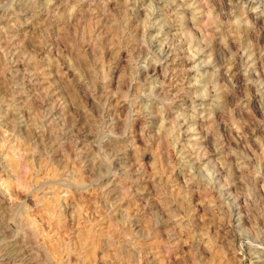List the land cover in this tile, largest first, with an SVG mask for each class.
<instances>
[{"label":"rangeland","instance_id":"1","mask_svg":"<svg viewBox=\"0 0 264 264\" xmlns=\"http://www.w3.org/2000/svg\"><path fill=\"white\" fill-rule=\"evenodd\" d=\"M0 45V264H264V0H0Z\"/></svg>","mask_w":264,"mask_h":264},{"label":"bare ground","instance_id":"2","mask_svg":"<svg viewBox=\"0 0 264 264\" xmlns=\"http://www.w3.org/2000/svg\"><path fill=\"white\" fill-rule=\"evenodd\" d=\"M10 38V37H9ZM11 39V38H10ZM9 39V40H10ZM13 44V43H12ZM22 46V45H21ZM5 47V46H4ZM7 47V46H6ZM8 48V47H7ZM11 48V47H10ZM11 50V49H10ZM10 50H6V48L4 49L3 48V46H1L0 45V54H2L4 57H12V55L14 54V52H11ZM164 50H167V49H164ZM169 50V49H168ZM167 50V51H168ZM3 51V52H2ZM156 51V50H155ZM157 52V51H156ZM167 53V52H166ZM160 54V53H159ZM158 54V55H159ZM0 57H1V55H0ZM171 55L168 53L167 55H164L163 57H160V58H158V59H160V62H162V63H164L163 65H165V64H167V63H169V60L171 59ZM8 58V59H9ZM172 59H173V57H172ZM171 59V60H172ZM171 63V62H170ZM166 66V65H165ZM162 67V66H161ZM164 67V66H163ZM166 70V69H165ZM228 70V69H227ZM228 72V71H227ZM11 75V74H10ZM15 87V86H14ZM13 90H15V89H13ZM22 90V89H21ZM12 94V93H11ZM18 94V93H17ZM13 98V97H12ZM71 98V97H70ZM16 99V98H15ZM13 101H15V100H13ZM181 126V125H180ZM212 196V195H211ZM222 197V196H221ZM224 197V196H223ZM229 197V196H228ZM189 198V197H188ZM210 199V198H209ZM233 210V209H232ZM237 211V210H236ZM232 213H233V211H232ZM236 212H234V214H230L229 215V218H230V221H228V223L230 222V224H233V223H238V218H237V214H235ZM237 238V237H236ZM118 254V253H117Z\"/></svg>","mask_w":264,"mask_h":264}]
</instances>
